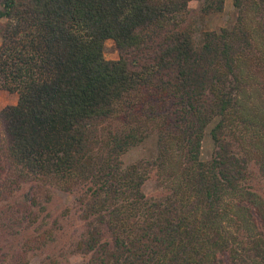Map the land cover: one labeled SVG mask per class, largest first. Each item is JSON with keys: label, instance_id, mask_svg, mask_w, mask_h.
I'll return each mask as SVG.
<instances>
[{"label": "trees", "instance_id": "16d2710c", "mask_svg": "<svg viewBox=\"0 0 264 264\" xmlns=\"http://www.w3.org/2000/svg\"><path fill=\"white\" fill-rule=\"evenodd\" d=\"M188 2L0 0V88L17 93L0 108V264L54 237L25 236L49 186L75 194L87 264H264V0H233L197 40Z\"/></svg>", "mask_w": 264, "mask_h": 264}, {"label": "rangeland", "instance_id": "374dc122", "mask_svg": "<svg viewBox=\"0 0 264 264\" xmlns=\"http://www.w3.org/2000/svg\"><path fill=\"white\" fill-rule=\"evenodd\" d=\"M203 0H189L188 5L192 13L193 33L197 40L201 36L203 29H216L223 25L233 22L236 16V7L233 0H224L223 8L219 11L203 14L199 11ZM104 56L106 58H116L118 49L115 42L111 38L104 41ZM17 100V93L6 88H0V108L14 103ZM210 127V126H209ZM206 129L202 140L201 156L208 158L212 150V140ZM155 134L147 136L140 144L130 147L123 155V164H128L142 156H149L154 153ZM253 175L256 176L255 170ZM256 177L253 178V181ZM51 198L40 207L37 220L32 227L25 231V236H29L30 245L41 241V237H36V233L43 228L51 229L54 237L49 239L40 249H27L26 264H87V255L80 250H76L74 243L79 237V232L84 226L81 219L77 217L76 204L74 202V193L62 190L55 186H49ZM146 194L157 193L159 187L155 177L150 175L143 184ZM25 239V238H24ZM15 240V239H14ZM23 240V239H21ZM48 255V256H47ZM89 264V263H88Z\"/></svg>", "mask_w": 264, "mask_h": 264}]
</instances>
